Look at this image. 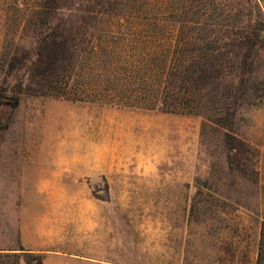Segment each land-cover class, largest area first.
Segmentation results:
<instances>
[{
    "label": "rangeland",
    "instance_id": "1",
    "mask_svg": "<svg viewBox=\"0 0 264 264\" xmlns=\"http://www.w3.org/2000/svg\"><path fill=\"white\" fill-rule=\"evenodd\" d=\"M31 3L0 0V94L11 92L7 51L33 45L22 31ZM240 3L241 22L264 20V0ZM251 82L263 95L249 92L226 126L24 92L1 104L0 264L25 263L22 222L26 241L51 245L34 250L61 260L251 264L245 245L264 222V53Z\"/></svg>",
    "mask_w": 264,
    "mask_h": 264
},
{
    "label": "trees",
    "instance_id": "2",
    "mask_svg": "<svg viewBox=\"0 0 264 264\" xmlns=\"http://www.w3.org/2000/svg\"><path fill=\"white\" fill-rule=\"evenodd\" d=\"M228 1V2H226ZM240 0H33L22 31L31 48L6 53L0 105L21 92L200 115L229 125L264 53V20L241 22ZM205 17V19H204ZM203 18L204 20L202 21ZM24 69L15 88L8 78ZM10 87V88H9ZM26 264L44 252L17 248ZM255 264H264V222Z\"/></svg>",
    "mask_w": 264,
    "mask_h": 264
},
{
    "label": "crops",
    "instance_id": "3",
    "mask_svg": "<svg viewBox=\"0 0 264 264\" xmlns=\"http://www.w3.org/2000/svg\"><path fill=\"white\" fill-rule=\"evenodd\" d=\"M52 226V225H51ZM25 233H27V224L24 222L21 223V229H20V239L21 243L26 248L31 249H40V248H50L51 245H48V243L44 242L41 244L31 243L29 241H26L25 239ZM259 238H260V228H258L251 236L249 237V244L245 245V248H253L251 251V264H255V260L257 257V251L259 248ZM59 239L63 241L70 240V234H60ZM72 239L74 241V248H76V238L72 235ZM45 251V257L43 260V264H106L102 261H83V260H61L63 258L66 251L63 250H56V249H43ZM26 264V263H21Z\"/></svg>",
    "mask_w": 264,
    "mask_h": 264
}]
</instances>
